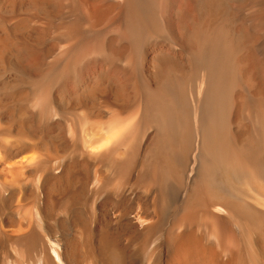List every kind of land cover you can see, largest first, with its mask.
I'll use <instances>...</instances> for the list:
<instances>
[{"label":"bare ground","instance_id":"1","mask_svg":"<svg viewBox=\"0 0 264 264\" xmlns=\"http://www.w3.org/2000/svg\"><path fill=\"white\" fill-rule=\"evenodd\" d=\"M0 264H264V0H0Z\"/></svg>","mask_w":264,"mask_h":264}]
</instances>
